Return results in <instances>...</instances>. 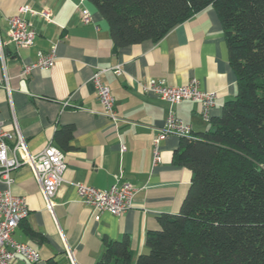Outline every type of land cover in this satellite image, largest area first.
Here are the masks:
<instances>
[{
	"label": "crops",
	"instance_id": "1",
	"mask_svg": "<svg viewBox=\"0 0 264 264\" xmlns=\"http://www.w3.org/2000/svg\"><path fill=\"white\" fill-rule=\"evenodd\" d=\"M23 6L30 10L20 13ZM85 11L90 22L82 19ZM18 13L36 31L34 44L27 48H18L10 39V18ZM52 49L54 66L22 73L39 51ZM117 65L122 74L110 69ZM100 69H109L102 79L115 96L116 119L105 114L98 97L93 75ZM150 78L173 86L197 78L202 89L218 92L211 118L221 115L237 87L223 25L213 6L179 23L157 42L117 47L108 21L89 0H0V122L11 132L17 125L32 153L51 144L64 152L67 162L52 210L29 165L12 172L11 188L30 208L13 237L41 254L37 263L17 258L12 264H48L62 253H68L72 264H96L105 240L126 234L135 264L148 251L146 235L160 227L159 216L180 211L193 175L172 161L182 136L171 134L161 141L162 161L157 165L154 138L171 109L192 125L193 133L209 129L211 122L201 116V104L195 100L171 105L143 92L139 82ZM68 125L73 128L69 140L64 130ZM118 179L137 188L133 207L120 215L84 204L74 185L82 182L107 190ZM4 188L0 179V189Z\"/></svg>",
	"mask_w": 264,
	"mask_h": 264
},
{
	"label": "trees",
	"instance_id": "2",
	"mask_svg": "<svg viewBox=\"0 0 264 264\" xmlns=\"http://www.w3.org/2000/svg\"><path fill=\"white\" fill-rule=\"evenodd\" d=\"M117 47L154 42L213 6L221 19L236 94L205 131L182 136L174 165L192 170L180 211L159 216L135 264H264V0H89ZM72 126L64 127L68 140ZM68 147L69 144H67ZM32 236L37 233L29 230ZM131 238L105 240L96 264H133ZM72 264L60 254L48 264Z\"/></svg>",
	"mask_w": 264,
	"mask_h": 264
},
{
	"label": "built area",
	"instance_id": "3",
	"mask_svg": "<svg viewBox=\"0 0 264 264\" xmlns=\"http://www.w3.org/2000/svg\"><path fill=\"white\" fill-rule=\"evenodd\" d=\"M28 6L20 8L21 12L29 11ZM20 13L10 18L9 35L12 42L18 48H27L34 44L36 31L31 21ZM48 15L47 13H45ZM84 22H90V14L85 11L82 17ZM56 52L54 49L38 52L36 61L25 64L23 74H29L35 68H47L54 66ZM116 74H122L120 65L113 68ZM109 69H100L93 75L98 97L104 107L105 114L113 119L117 118L115 108V96L109 85L105 84L102 74ZM145 93L156 94L170 102L171 105L184 100H195L201 104L200 114L205 120H210L211 109L216 104L218 92L205 90L200 87L197 78H193L187 84L177 86L168 85L164 80L150 78L146 82H139ZM16 123V122H15ZM171 134L191 136L193 127L177 116L171 109L166 118L164 127L155 136L153 141V164L162 161L160 143ZM22 165H29L46 198L47 207L53 209L54 197L64 182V172L67 168L66 156L59 148L49 144L39 153H32L20 128L16 125V131L7 130L0 122V179L6 184V188L0 189V264H12L13 260L22 258L29 263H37L41 260L39 250L27 243L20 242L13 237V232L20 222L26 219L30 208L24 196L13 192L12 172ZM81 201L98 211H108L120 215L133 207L137 188L129 181L118 179L109 189L99 190L94 186L82 182L74 183Z\"/></svg>",
	"mask_w": 264,
	"mask_h": 264
},
{
	"label": "rangeland",
	"instance_id": "4",
	"mask_svg": "<svg viewBox=\"0 0 264 264\" xmlns=\"http://www.w3.org/2000/svg\"><path fill=\"white\" fill-rule=\"evenodd\" d=\"M91 18V17H90ZM91 21V20H90Z\"/></svg>",
	"mask_w": 264,
	"mask_h": 264
}]
</instances>
